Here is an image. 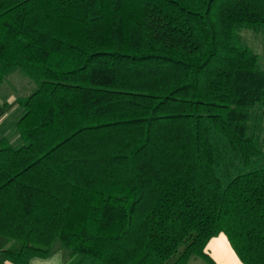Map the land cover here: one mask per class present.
<instances>
[{"label":"trees","instance_id":"16d2710c","mask_svg":"<svg viewBox=\"0 0 264 264\" xmlns=\"http://www.w3.org/2000/svg\"><path fill=\"white\" fill-rule=\"evenodd\" d=\"M264 0H0V253L68 264H264Z\"/></svg>","mask_w":264,"mask_h":264},{"label":"crops","instance_id":"0c3cea01","mask_svg":"<svg viewBox=\"0 0 264 264\" xmlns=\"http://www.w3.org/2000/svg\"><path fill=\"white\" fill-rule=\"evenodd\" d=\"M18 73L8 75L0 82V144L5 138L13 139L10 132L15 135L17 131V123L22 114V108L19 104L20 96H7L1 92L2 86L9 82L13 76ZM13 141V140H11ZM207 252L213 257L218 264H244L232 245L230 244L226 234L221 233L212 238L207 245ZM10 260L0 253V264H10ZM31 264H68L62 252H56L47 258L36 257L31 260ZM187 264H206L199 257H192Z\"/></svg>","mask_w":264,"mask_h":264},{"label":"rangeland","instance_id":"374dc122","mask_svg":"<svg viewBox=\"0 0 264 264\" xmlns=\"http://www.w3.org/2000/svg\"><path fill=\"white\" fill-rule=\"evenodd\" d=\"M241 33L244 40L258 54L260 64L264 66V34L252 30H243ZM16 75L2 86L1 92L4 95L26 97L37 89V83L33 79L20 72ZM9 136H12L13 141L18 139L17 131L15 135L10 132Z\"/></svg>","mask_w":264,"mask_h":264}]
</instances>
